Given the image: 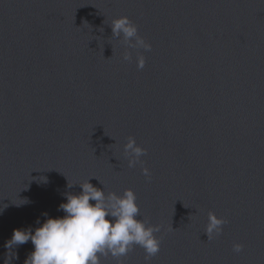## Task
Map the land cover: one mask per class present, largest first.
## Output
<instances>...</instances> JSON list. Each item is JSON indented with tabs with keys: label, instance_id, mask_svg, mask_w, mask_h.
<instances>
[{
	"label": "water",
	"instance_id": "water-1",
	"mask_svg": "<svg viewBox=\"0 0 264 264\" xmlns=\"http://www.w3.org/2000/svg\"><path fill=\"white\" fill-rule=\"evenodd\" d=\"M0 264H264V0H0Z\"/></svg>",
	"mask_w": 264,
	"mask_h": 264
}]
</instances>
